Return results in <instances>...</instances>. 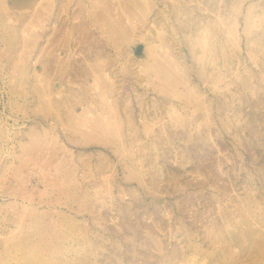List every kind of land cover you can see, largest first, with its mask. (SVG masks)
Masks as SVG:
<instances>
[{
    "label": "rangeland",
    "instance_id": "374dc122",
    "mask_svg": "<svg viewBox=\"0 0 264 264\" xmlns=\"http://www.w3.org/2000/svg\"><path fill=\"white\" fill-rule=\"evenodd\" d=\"M81 2L0 0V264H264V0H141V84Z\"/></svg>",
    "mask_w": 264,
    "mask_h": 264
},
{
    "label": "bare ground",
    "instance_id": "6f19581e",
    "mask_svg": "<svg viewBox=\"0 0 264 264\" xmlns=\"http://www.w3.org/2000/svg\"><path fill=\"white\" fill-rule=\"evenodd\" d=\"M89 1L92 2V4H94L95 6L99 7L101 9L102 13L97 11L95 8H92L93 5L89 7V6L83 5L82 2L80 3V4H82L81 5V7H83L82 10H84L83 12H85V13L83 15V19H77L78 22L76 24H74V26L72 27V31L75 33L74 36L75 37H79L78 41H76V42H78V45H77L78 48L83 49V47L86 46V50H84L83 52L79 53V55H82V57H83V59L81 60L80 64L82 65V63H84V60L86 61L89 58V56L93 57L95 55V57H97L98 53L101 54V52H98V51H100V49H102V48H98L101 39L100 40L97 39V40H95V42H93V40L95 38L92 36V35H94L92 32L95 31V29L98 30L99 26H100V30L101 31H104V30L107 31V33H108L107 34V40H111L113 42V44H114L113 46L115 48V51H112V52L117 56V59H119V57L121 56V53H122V55L124 57H128V55L125 54V52H128V51H126L124 49L126 47H124L123 43H124V41L125 42H127V41L131 42L134 39L135 40L136 39H140L137 36L134 37L135 35H133V34H136L134 32L139 33L138 32V28L142 29V27H140L141 24H139V22H138L140 19H137V15H139L138 13H139V11L140 12L142 11V7H143L142 4H141L142 3L141 0H136L135 4L132 5V6H131L132 3L129 2L128 0H89ZM145 4H146V2H145ZM149 4L152 5V2H149ZM143 9H144V7H143ZM142 21L144 22V19ZM142 21L140 20V23ZM98 23L100 25H98ZM96 25H97V27H96ZM33 30H34V32L36 31V27L35 26H34ZM139 31H141V30H139ZM56 33H58V34H55L56 36H54V38L58 37V35H59V32H56ZM36 34H37V32H36ZM96 37L98 38V36H96ZM148 38L149 37L144 38V41H146V43L147 42L148 43L152 42L151 39L149 38L150 39L149 40ZM121 44L124 47L123 51H125V52H120V50H121L120 47H122ZM151 44H149L147 46V47L150 48V50H152V45ZM66 46H67L66 49H67V54H68L67 57H69V58H70V56H75L76 57V54L75 55L69 54V51H71V50L74 51V49H75L74 48V42L69 40V41L66 42ZM127 49H128V47H127ZM129 51L130 52H128L127 54H131V50L130 49H129ZM55 59H56L58 65L69 64L68 63V59L67 60L63 59V57H61L59 53H57V55L55 56ZM136 62H139V60H135L132 56H129L126 59L125 64L122 66L121 71L125 72V77L128 76L129 73L132 74L131 76H133V79H134L133 81L135 83H140L141 84L143 77L139 78L140 77L139 76L140 73L138 75H136L137 71L135 72L136 74L132 72L135 69V67L133 65ZM110 63H111V61H110ZM146 64H144V65H146ZM130 65L134 67L133 70L130 69V67H131ZM141 65H143V64L141 63ZM148 65H149V63H148ZM146 67H148V66L146 65ZM159 67H161V66H159ZM83 74H85V75L88 74V67L86 69H83ZM118 75H119V73L117 71H115V70H112L111 73H106L105 72L103 75L100 72H97L95 70L94 77L96 78L95 81L100 78V83L101 82L104 83V85H105L104 89L105 90H110V92H113V91H115L114 87H116L115 83L117 84V82H121V84H124L123 83L124 82V78L120 77L118 79V77H119ZM166 75H168V73H166ZM116 77H117L118 81H116V79H115ZM167 77H169V75ZM170 77H171V73H170ZM101 79H102V81H101ZM140 80H141V82H140ZM96 82L98 83V81H96ZM173 82H175V80ZM47 87L52 89L51 83ZM104 89L102 90L103 91L102 96H104L106 94ZM75 92H76V90H75ZM58 94H60V92ZM69 94L71 95V93H69ZM70 95H69V97H70ZM73 95H74V98H75L76 95L74 93H72L71 97H73ZM77 96H80V94L79 95L77 94ZM124 96H126V95H124ZM77 98H79V97H77ZM68 99L67 100L64 99V100L65 101H69L70 99L69 100ZM105 99L109 100V96H107V98H105ZM72 100H74V99H72ZM73 118H75V117H73ZM98 121L101 122V120H98ZM100 122L99 123L97 122L98 124H96V125H99ZM83 134L87 135V130L86 131L84 130Z\"/></svg>",
    "mask_w": 264,
    "mask_h": 264
}]
</instances>
